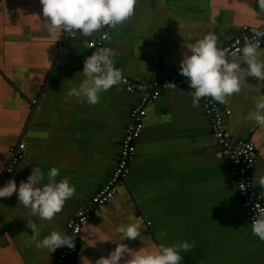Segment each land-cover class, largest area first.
<instances>
[{
    "label": "crops",
    "instance_id": "1",
    "mask_svg": "<svg viewBox=\"0 0 264 264\" xmlns=\"http://www.w3.org/2000/svg\"><path fill=\"white\" fill-rule=\"evenodd\" d=\"M44 20L39 0H0V185L11 178L19 186L32 167L45 175L57 167V180L69 176L76 193L52 221L33 217L15 193L0 199V264H55L60 248L37 249L27 220L37 223L41 239L53 228L65 232L67 221L91 204L117 165L140 97L122 85L102 93L96 105L68 97L84 78L83 61L90 55L80 42L103 29L88 38L63 31L52 37ZM245 25L264 27L256 0H137L134 15L109 29L104 47L116 52V67L124 76L144 82L180 73L185 39L212 30L223 47ZM245 82L226 104L217 103L231 111L224 124L233 141L251 140L258 148L253 186L260 195L264 188L256 181L264 174V128L247 117L252 98L260 88L264 94V82L255 77ZM144 124L129 175L83 226L72 259L95 264L107 257L116 244L104 240L117 241L122 225L140 219L141 236L122 241L135 250L187 240L193 247L182 254L181 264H264V241L251 232L234 165L219 155L203 105L183 89L164 91L148 107ZM21 142L26 143L24 157L8 171L10 148Z\"/></svg>",
    "mask_w": 264,
    "mask_h": 264
},
{
    "label": "clouds",
    "instance_id": "2",
    "mask_svg": "<svg viewBox=\"0 0 264 264\" xmlns=\"http://www.w3.org/2000/svg\"><path fill=\"white\" fill-rule=\"evenodd\" d=\"M42 14L45 17L47 33L55 37L58 31L75 37L88 38L100 33L102 29H115L125 23L135 13L137 0H39ZM259 12H264V0H256ZM108 33H103L107 39ZM264 37V27L254 30L250 40L246 39L241 47L230 51L222 47L220 37L212 30L198 33L192 39H185V51L181 52L179 72L187 78L191 94L195 100L210 98L212 102L226 104L227 99L241 91L246 77H255L258 82H264V48L260 46V38ZM192 41V42H188ZM84 47H93L87 39L82 40ZM239 44V41H237ZM116 52L110 47H96L83 61V79L78 86L68 90V97L86 101L89 105L100 102L101 94L113 86L120 84L123 72L116 67ZM242 63L245 65L242 67ZM260 85H264L261 83ZM261 89V88H260ZM252 98L254 108L249 111L248 119L264 128V94L261 91ZM4 171L0 163V174ZM60 169L51 167L45 173L40 167H32L26 180H21L19 186L14 179H8L0 185V199L11 197L14 193L18 202L30 209L33 217L41 221H52L60 213L69 199L76 193V185L69 176L59 180ZM46 181V182H45ZM264 188V174L256 181ZM241 184V189H244ZM264 196V192L260 194ZM255 219L251 223V232L260 241H264V208L257 204ZM27 227L32 230L37 249H46L53 253L64 246L74 247V236L63 230L53 228L41 239L40 228L31 219ZM143 223L140 219L121 226L118 230V240L114 250L96 259L95 264H181L183 253L189 252L193 244L187 240L165 244L160 243L151 250L141 247L139 250L130 248L125 239L136 240L141 236ZM123 258V259H122Z\"/></svg>",
    "mask_w": 264,
    "mask_h": 264
},
{
    "label": "built area",
    "instance_id": "3",
    "mask_svg": "<svg viewBox=\"0 0 264 264\" xmlns=\"http://www.w3.org/2000/svg\"><path fill=\"white\" fill-rule=\"evenodd\" d=\"M109 29L111 28H105L99 35L89 39L93 43V47H88L90 54L96 47H104L106 39L103 38V33H108ZM242 29L240 34L223 47H227L230 51H235L243 45L246 39L250 40L255 29L251 30L247 25ZM237 41H239V44ZM263 45L264 37H261L260 46L262 47ZM118 85H122L130 94L138 93L140 97L137 104L131 109V123L128 125L121 142L117 165L107 183L95 192L91 204L80 209L75 217L67 221L65 232L69 235L75 233L74 247L71 249L64 246L60 247L55 264H77L72 258L78 252L83 226L101 213L102 208L117 195L120 185L124 184L131 171V163L137 151V141L144 130L148 107L164 91L183 89L193 103L203 105L211 124L213 138L220 146L219 155L229 157L232 160L237 192L242 201L245 214L250 223H252L256 215V204L264 208V199L254 192L253 186V169L258 156V148L251 140L239 139L233 141L230 132L224 124L225 116L230 114L231 111H222L219 104L212 102L210 98L195 100L191 94L192 90L189 88L187 78L180 73H172L166 77L144 82L124 76L123 81ZM33 102L36 103V100H33ZM25 147L26 143L21 142L16 147L10 148L12 160L7 169L8 171H11L13 166L23 159ZM241 184L245 186L244 189L240 188Z\"/></svg>",
    "mask_w": 264,
    "mask_h": 264
}]
</instances>
